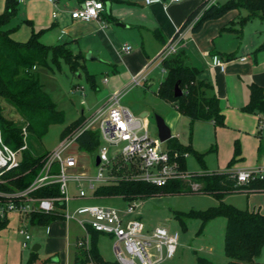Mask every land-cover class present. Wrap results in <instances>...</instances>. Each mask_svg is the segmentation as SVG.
<instances>
[{
  "label": "rangeland",
  "instance_id": "rangeland-1",
  "mask_svg": "<svg viewBox=\"0 0 264 264\" xmlns=\"http://www.w3.org/2000/svg\"><path fill=\"white\" fill-rule=\"evenodd\" d=\"M223 1L225 0H218V2ZM105 2L108 3V0ZM232 11L234 10H227L218 17L225 16L228 13L230 14ZM240 13L243 14L244 11L240 9ZM218 17L216 18L218 19ZM14 22L15 18L12 19L9 24H14ZM206 24L207 23H204L201 30L198 33L196 32L198 35L197 38H195V33L189 28L183 35L185 40H188L189 37L197 39L199 44L197 48L198 51L204 46L208 47L211 43L205 38H200L199 36L203 34V28ZM259 26H264V20L257 18H251L242 25L239 38L240 47L249 42L251 38L255 37L254 32ZM27 30L28 27L21 24L14 30V33L10 34V37L13 40L24 41L28 38ZM143 38H145L143 49L135 47L131 40L126 41L131 45L132 51L126 53L123 56V59H120L118 55L114 53L112 45L108 49H104L102 53L103 56L97 57L96 59L88 58L87 54L93 57H96L97 55H93L90 50H84L85 52H83L84 56L82 63L84 64L83 69L79 68L77 70L78 72L71 71L63 58L58 59L56 62L49 57L46 65H39L36 67L35 73H37L39 81L42 83L43 88L49 95L50 99L63 113L64 122L49 124L46 133L42 135L40 139L35 136L29 138L28 149L32 152V155L49 152L54 149L60 142V133L64 125L74 122L79 118L80 114H82L80 122L73 128L76 129L86 117L104 105L105 98L101 96L106 89H112L110 91L112 92L113 90L122 88L126 84L129 77L137 72H129L123 66V63L128 59L127 57L132 55L131 53L139 49V54L143 55L146 59L144 65L157 56L163 45L159 47L156 52H153L158 45L156 38L153 37L151 32L145 33ZM185 40L183 39L182 41L183 45ZM49 41L51 44L56 43L53 39ZM197 41H195V43H197ZM123 42H125V40L119 38L118 44L121 45ZM237 42V36L232 32H220L219 36L212 40L214 47H220L223 48V50L235 47ZM83 43L84 40L82 42V47H85ZM67 46H69L74 52L77 51L74 43H70ZM178 54L177 49L170 58L172 59L173 57L178 56ZM115 56H117L119 60ZM195 56L193 62L197 66H201L204 58H209V55L205 50L202 54L200 53V55L197 54ZM105 61L116 64L117 70L120 71V74L116 76L114 72L108 70ZM204 68H206V66ZM159 70V67H157V69L150 74L149 81L146 84L129 89L119 101L122 105L128 107L134 115L140 116L141 113L146 112L145 117L148 122L147 132H149L150 136L156 139L157 132L154 115L165 114L170 110L169 103L156 94L158 82L164 77V73ZM215 70L216 69L214 68H209V72L212 75ZM85 72L93 75L95 87H92L91 82L85 76ZM104 77H107L109 80L107 84L102 83ZM117 79L120 83L116 85V87L111 88L113 83L118 81ZM211 83H213V81ZM79 86L83 88H80ZM209 91L214 93L216 97L218 96L217 86L214 83ZM1 104L4 106V116L7 119L13 121L21 120V115L12 105H9L4 101H2ZM223 122V125L215 127L207 121H196L192 125V147L203 154L201 156L202 162L198 161L193 153L189 152L185 155L184 160L187 172H200L201 169L223 171L227 166V160L232 154V145L234 142H242L243 145H245V148L249 149V137L243 139L241 134L237 133V130L234 129L231 123H226L225 118ZM258 123L259 120L255 125V129H259L260 134L264 136V123L261 128H258ZM176 126L177 131L182 133L184 139H188L189 128L187 119L177 120ZM71 130L66 133L71 132ZM161 146L165 147L164 141L161 142ZM70 151L76 157L78 163L77 171H84L85 174L89 175H94L96 173L97 167L93 164V156L95 153H90L86 150H79L76 145L71 147ZM242 161L244 162H239L234 168L240 167L244 169H252L254 165L261 163V161L258 160L253 161V158H251L249 154L244 156ZM123 172H125V170H123ZM193 178L195 179V177ZM77 190L76 182L69 181V193H76ZM90 193V191H87L86 194L90 195ZM222 201L223 203H229L238 209H245L246 207L248 210H256L258 208L257 210L264 212V192L249 194L243 192H226ZM138 202L139 205L134 212L140 217L146 228L150 229L154 226H163L169 231H176L178 233V242L180 244L174 255L171 258L163 260L162 264H198L197 257H205L212 260L215 264L225 263L227 257H224L222 249V234L224 229L223 218L220 216L212 217L200 225V220L196 216L191 217L183 215L186 212L205 209L210 205L216 204V199L212 194L194 191L178 192L177 194L161 192L147 195L145 198H139ZM91 203H100L101 205L123 209L127 200L116 196L98 201L89 199L83 201L71 200L68 203V211L69 213L74 214V218L68 220L65 218L54 219L48 223V231L45 229L46 225L39 223L31 224L23 219L19 221L17 216L11 215L9 223L4 229L0 230V264L25 263L32 251V245L35 243H39L40 247L37 250V259L33 264H72L73 244L76 241V236L78 238H84L86 235V229L80 227L75 220V218L83 219L86 217V214H78L74 212V210L77 207ZM180 220H182V222H180ZM22 223L26 225V229L30 234V239L27 241L26 247L21 246L23 236L17 231V228ZM87 242L85 239L83 240V244H87ZM95 243L97 247L100 248V254L104 256V258L109 260L114 259L112 244L106 234L99 233ZM125 255L128 254L125 253ZM54 256L57 257V260L52 261ZM257 263H264V244L261 246L256 257L250 262V264Z\"/></svg>",
  "mask_w": 264,
  "mask_h": 264
},
{
  "label": "trees",
  "instance_id": "trees-1",
  "mask_svg": "<svg viewBox=\"0 0 264 264\" xmlns=\"http://www.w3.org/2000/svg\"><path fill=\"white\" fill-rule=\"evenodd\" d=\"M78 4L83 0H74ZM106 1V0H102ZM18 0H6L3 11L0 12V126L2 137L13 148L18 147L22 142L20 135L21 126L25 125L26 140L35 136L41 138L51 123H63V113L57 108L56 104L50 99L49 95L39 81L35 69L39 65H46L50 57L53 61L64 59L69 69L78 72L83 69L79 53H73L67 46V42L45 44L39 37L45 29H31L30 35L24 41L13 40L10 37L12 29H1V25L14 17L17 13ZM236 10L233 20L230 19L219 27V31H229L239 36L242 25L251 18L264 20V0H225L204 7L203 2H199L183 20L178 27L181 31L188 26L192 19L197 16L191 25V31H197L202 22L206 19L216 18L227 10ZM240 9L244 11L240 13ZM177 30V32H178ZM176 34V33H175ZM264 34V30H263ZM256 49H264V39L256 46ZM226 58L232 57V53H221ZM166 69L164 77L158 82L156 94L167 100L180 113L189 118V130L195 120H209L214 126L223 124V115L218 106V99L214 94H207L206 89L211 84L206 80L197 78L198 69L192 65H186L182 58L177 56L172 59L169 57L162 61ZM86 78L94 87V77L85 72ZM177 82L181 88L179 95H174V83ZM246 103L240 106L245 112H255L264 114V87L250 82L247 84ZM4 101L12 105L21 115V120L13 121L4 116ZM82 114L74 122L64 125L61 130V138L69 130L73 131L75 125L80 122ZM99 136L97 131L83 130L76 138L77 149L86 150L90 153H97ZM166 148L175 155L180 164V168L185 170L184 156L187 152H193L198 161H201L202 154L190 147L189 144H182L177 137H171L165 142ZM264 146V141L258 143L259 149ZM48 152L32 155L28 145L21 153L17 172H21L19 177L11 178L9 188L24 187L33 179L38 171L42 159ZM239 153L237 143H233L232 155L227 161V167L223 171L207 170L193 172V177L199 183V188L194 192L210 193L216 199V204L210 205L205 209L193 210L183 215L194 217L200 220V225L209 218L220 216L224 219V229L222 234L223 254L227 260L223 264H250L256 257L261 246L264 244V212L259 210L238 209L229 203L221 200L224 192L227 191H264V176L249 178L247 181H237L229 166L233 163ZM121 177L116 178L112 183H100L93 190L95 195L121 196L123 199L145 198L147 195L156 193L193 192L186 189V182L177 179L171 180L164 185L157 186L142 180L127 178L123 176V168L113 170ZM51 196L58 194V184L43 186L35 190L34 195ZM59 209L61 204L57 203ZM57 209L51 213H33L30 222L48 225L52 220L63 218L61 210ZM180 216V215H179ZM181 218V217H179ZM7 219L0 221V229L4 227ZM182 222V220H180ZM89 234L87 244L76 247L73 253V264H119L117 260H106L98 252L95 243L99 233L90 226H86ZM37 259V252L31 251L25 263L33 264ZM198 264H214L203 257H197ZM264 264V263H257Z\"/></svg>",
  "mask_w": 264,
  "mask_h": 264
},
{
  "label": "built area",
  "instance_id": "built-area-1",
  "mask_svg": "<svg viewBox=\"0 0 264 264\" xmlns=\"http://www.w3.org/2000/svg\"><path fill=\"white\" fill-rule=\"evenodd\" d=\"M19 2L23 0H18ZM144 4H150L155 0H135ZM183 2L187 0H169V2ZM204 7L216 4L218 0H200ZM53 5L56 0H50ZM102 0H83L70 12L72 19L101 20V11L104 10ZM58 14L53 10V17ZM195 16L190 24L183 30L176 28L172 38L163 44L157 56L145 64L140 71L131 75L126 84L117 90H113L107 103L98 108L94 113L85 118L73 131L66 133L60 139L58 145L50 150L42 159L38 171L27 186L9 188L10 179L19 177L17 172L21 153L27 148L26 128L21 126L20 135L22 142L13 148L2 137L0 126V221L9 218V214L17 215L19 221L27 220L30 223L31 214L51 213L59 209L57 203L61 204L63 218H74L69 213L68 203L71 199L69 193V181L76 182L77 196L82 197L87 190L93 191L100 183H112L121 177L113 170L123 168V176L152 183L157 186L166 184L171 180L181 179L186 182L187 189L197 190L199 183L193 178V172L189 173L180 168L175 155L167 148L161 147L158 138L150 136L147 132V121L145 117L134 115L128 107L121 104L120 98L131 88L142 86L149 81L150 74L159 67L160 72L166 73L162 61L171 57L173 53L182 46L183 35L195 22ZM103 23V21H101ZM104 24V23H103ZM178 30V32H177ZM176 33V34H175ZM131 50L127 42L118 48L119 54ZM241 56L239 59H243ZM208 63L222 69V60L217 55L209 56ZM104 82L107 78H103ZM80 88H83L79 86ZM264 118L258 123L260 127ZM83 130L97 131L99 142L97 154L99 161L96 165L97 171L94 175L77 171L78 163L76 157L70 151L76 145V138ZM77 146V145H76ZM261 163L254 165L252 169L235 168L229 169L237 181H247L249 178L264 176V156ZM58 184V194L51 196L34 195L36 189ZM84 184V186H83ZM138 199L127 201L123 209L113 208L105 205L88 204L78 207L74 212L86 214L83 219H77L80 227L86 229L90 226L96 231L110 235L114 259L119 264H157L164 259L174 255L179 242L178 233L169 231L166 227L154 226L146 228L139 216L135 214L138 207ZM23 236L21 246L26 247L30 234L25 224L17 228ZM87 231V229H86ZM87 242V237H86ZM83 240H78L76 245L81 246ZM127 253L128 255H125Z\"/></svg>",
  "mask_w": 264,
  "mask_h": 264
},
{
  "label": "crops",
  "instance_id": "crops-1",
  "mask_svg": "<svg viewBox=\"0 0 264 264\" xmlns=\"http://www.w3.org/2000/svg\"><path fill=\"white\" fill-rule=\"evenodd\" d=\"M5 1L6 0H0V12L3 11ZM199 2L200 0H194V1L187 0L183 2H172V1L169 2V0H155V2L146 5L141 1L139 2L135 0H108V3L103 1L105 8L103 11H101V20L93 19V20L85 21L80 19L77 20L72 19L70 17L71 10L74 7H76L78 4L74 0H56L55 5H53L52 2H50V0H23L17 3L16 15H14L13 18L2 24L1 28L12 29L10 31V34H12L14 33V30L17 27H19V25L24 24L28 27L27 30L28 36L30 35L32 28L45 29L39 37V39L43 43L51 44L49 43L50 42L49 40L52 39L55 40L56 43H61L63 41H66L67 45H69L70 43H74L76 45L75 49H77L76 52H74L68 46L73 53H79L80 55L84 56L83 55V52H85L84 50H90L93 53V55L95 56L97 55L96 57H94L95 59L97 57L103 56L102 53L104 49H108L112 45L114 53L117 54L120 59H123V56L126 53H130L132 51V47L130 51L125 52L124 54H119L117 51L118 48L127 40H131L135 47H140V49L141 48L143 49V46L145 44L144 41L145 38H143V36L145 33L151 32L153 37L156 38L158 45L157 48L153 50V52H156V50L159 49V47H161L165 42H167L172 38V35L174 34L176 28L179 27L184 22L183 20L185 19L187 14L194 7H196ZM53 10L58 11V14L54 17L52 15ZM236 13L237 12L234 9V11H232L230 14L228 13L225 16L218 17V19L211 18L206 21H203L200 28L197 31H192V32L195 33L196 36L195 38H197L198 37L197 33L201 30L203 24L207 23L206 26H204L203 28L204 29L203 34L199 36L200 38H205L206 40L211 42L210 45L208 47L204 46L202 49L200 48V50L198 51L197 48L199 44L197 39H194V37H189L188 40L187 39L185 40L184 37L185 43L184 45L182 44V46L178 49L179 54L177 56L179 58H182L186 65L188 66L192 65L198 69L197 78L206 80L208 83L211 84V87L206 89L207 94H214L209 91V89L212 88L213 83L217 86L218 106L220 108V112L223 115V121L225 118L226 123H231L234 129L237 130V133L241 134L243 139H246L247 137H249L250 139V143L248 144L249 149L248 148L246 149L245 145H243L242 142L237 143V146L239 148V153L235 157L236 160L233 161V164H231V166L228 167L229 169H235L234 167H236V165H238L239 162H244L242 160L244 156H247L248 154L249 156H251V158H253V161H257V160L260 161L261 157L264 156V146L260 149L258 147V143H260V140L264 141V136L260 134L259 129L257 130L255 129V125L257 121L261 120V118H264L263 113L245 112L240 109V106L246 103V101L248 100L247 98L248 83L253 81L256 84L264 87V49H256V46L259 45L264 39V34H263L264 26H259V28H256L254 32L255 37L251 38L250 41L247 42L245 45H242V47H240V40H239L240 34L239 36L236 35L238 42L235 45V47L229 48L228 50H223V48L220 47H214L212 44V40L217 36H219L220 32H229V31H219L218 29L222 24L226 23L230 19L233 20ZM14 18H15L14 24L13 23L9 24L10 21ZM101 21H103L104 24ZM119 38L125 40V42H123L121 45L118 44ZM83 40H84L83 44L85 47H82ZM195 41H197V43H195ZM204 50L208 53L209 56L215 54L218 57H220L222 60L223 68L219 69L218 67L209 64L208 63L209 58H204L201 66H197L193 62L196 57L195 55L197 54L200 55V53L202 54ZM139 53L140 51L139 49H137V51H134L133 53H131L132 55H129L127 57L128 59L126 60V62L123 63L124 64L123 66L127 71L138 72L140 71V69H142L146 59L143 57V55ZM221 53H232L233 56L226 58ZM241 56H243L244 58L239 59ZM115 57L118 59L117 56ZM81 59H82L81 62L83 63V57ZM105 64L107 65L108 70L114 72L116 76L120 74V71L117 70L116 64H113L111 62L108 63L107 61H105ZM205 66L206 68H204ZM209 68L216 69L213 75L209 72ZM108 81H109L108 78L106 82H104V80L102 79L103 84H107ZM212 81L213 83H211ZM119 83H120L119 80L115 81L111 86V88L116 87V85H118ZM111 90L106 89L101 96L105 98L104 105L107 103ZM169 105H170V110L165 114H161V115L164 117L166 124L170 128V132L172 134L171 137L176 136L179 142H181L182 144H189L190 147H192V143H191L192 131L188 129L189 131L188 139H184L182 133H179L177 131V126H176L177 120L187 119L188 128H189V118L183 115L182 113H180L170 103ZM145 114L146 112H143L140 114V116L145 117ZM196 121H201V120L193 121V123L191 124V129H192V125ZM206 121L212 124V122L209 120H205L202 122H206ZM263 123L264 121L261 122V125L258 128L263 127ZM163 148H166V146ZM192 148L195 149L194 147ZM185 170H186V164H185ZM200 171H207V170L201 169ZM87 191L91 192L90 195L86 194ZM87 191L82 197H78L77 192L72 193L71 199L69 201L71 200L83 201L86 199L98 201V200L113 198L114 196L121 197L118 195L97 196L93 193V191L91 190H87ZM227 192H236V191H227ZM239 192H243V191H239ZM255 192H264V191L255 190V191H247L243 193L249 194ZM225 194L226 192H224V195ZM91 204H95V203H91ZM99 204L100 203L98 204L96 203V205ZM11 215L17 216L13 213H10L8 215L9 218ZM9 218L7 219V222L4 225V227L9 223ZM30 223L35 224L32 222ZM4 227L1 228L0 230L4 229ZM45 229L46 231H48L49 224L46 225ZM106 235L109 237L111 242L110 235L108 234ZM86 237L88 241L89 238L88 231H86V235L84 236V238H78L76 236V241L73 244L74 245L73 253L77 247L76 245L77 241L81 239L84 240L86 239ZM97 248L100 254L101 250L99 247ZM102 258L109 260L107 258H104V256H102ZM55 260H57L56 256L53 257L52 261ZM162 263L163 262H161L160 264Z\"/></svg>",
  "mask_w": 264,
  "mask_h": 264
},
{
  "label": "water",
  "instance_id": "water-1",
  "mask_svg": "<svg viewBox=\"0 0 264 264\" xmlns=\"http://www.w3.org/2000/svg\"><path fill=\"white\" fill-rule=\"evenodd\" d=\"M88 58L93 59L94 57L87 54ZM174 95H179L182 91L181 88L179 87V85L177 84V82L174 83ZM155 117V126H156V132H157V138L159 141L163 142L168 140L169 138H171L172 134L170 132V128L169 126L166 124L163 116L161 115H154ZM99 161L98 158V154L95 153V155L93 156V164L96 166L97 163ZM32 251L37 252L39 245L37 244H33L32 245Z\"/></svg>",
  "mask_w": 264,
  "mask_h": 264
}]
</instances>
